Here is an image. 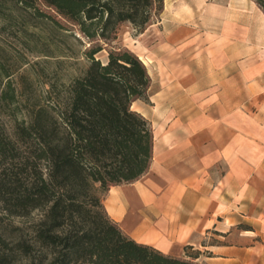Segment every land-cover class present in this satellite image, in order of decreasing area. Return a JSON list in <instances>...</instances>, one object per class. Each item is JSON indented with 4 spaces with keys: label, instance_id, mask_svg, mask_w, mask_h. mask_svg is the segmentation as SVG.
<instances>
[{
    "label": "crops",
    "instance_id": "1",
    "mask_svg": "<svg viewBox=\"0 0 264 264\" xmlns=\"http://www.w3.org/2000/svg\"><path fill=\"white\" fill-rule=\"evenodd\" d=\"M124 46L144 63L147 170L102 195L137 242L196 264H264V11L255 0H164Z\"/></svg>",
    "mask_w": 264,
    "mask_h": 264
},
{
    "label": "trees",
    "instance_id": "2",
    "mask_svg": "<svg viewBox=\"0 0 264 264\" xmlns=\"http://www.w3.org/2000/svg\"><path fill=\"white\" fill-rule=\"evenodd\" d=\"M36 1L13 0L63 27ZM255 1L264 11V0ZM43 2L88 39L106 41L124 22L143 29L164 0ZM102 49L89 48L82 74L55 96L48 90L27 122L15 123L11 132L0 127V206L16 217L41 211L26 236L16 234L8 242L0 235L9 249L0 250V264H196L200 251L189 253L191 246L187 257H178L124 234L97 194V188L105 191L143 174L153 144L149 121L131 108L134 99H147L144 63L128 48L108 50L103 62L96 57Z\"/></svg>",
    "mask_w": 264,
    "mask_h": 264
},
{
    "label": "rangeland",
    "instance_id": "3",
    "mask_svg": "<svg viewBox=\"0 0 264 264\" xmlns=\"http://www.w3.org/2000/svg\"><path fill=\"white\" fill-rule=\"evenodd\" d=\"M36 5L63 27L33 14L31 8H18L13 0H0V127L6 132H11L17 122H27L33 110L46 100L48 90L52 89L51 94L55 96L64 85L82 74L89 64L86 56L89 48L101 44L103 49L96 57L106 62L108 50L127 48L123 44L124 35L134 34L133 24L124 22L119 25L115 38L90 40L43 0H37ZM103 193L102 188H97L100 197ZM40 212L36 209L27 216H9L0 206V235L8 242L16 234L26 236L30 223L39 218ZM0 250L9 252L1 242ZM21 263L18 260L7 264Z\"/></svg>",
    "mask_w": 264,
    "mask_h": 264
}]
</instances>
